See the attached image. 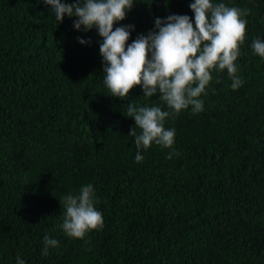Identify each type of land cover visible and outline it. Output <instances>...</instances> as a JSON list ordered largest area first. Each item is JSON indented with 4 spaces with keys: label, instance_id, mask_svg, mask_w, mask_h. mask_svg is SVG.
Instances as JSON below:
<instances>
[{
    "label": "trees",
    "instance_id": "16d2710c",
    "mask_svg": "<svg viewBox=\"0 0 264 264\" xmlns=\"http://www.w3.org/2000/svg\"><path fill=\"white\" fill-rule=\"evenodd\" d=\"M191 2L136 0L122 23L133 40L156 17L195 23ZM223 2L250 10L235 62L243 86L213 71L204 111L165 122L172 159L153 144L137 163L129 100L103 83L98 33L59 24L42 0H0V264H264V59L251 47L264 38V0ZM143 95L138 86L130 100L158 102ZM88 183L104 225L70 238L59 199ZM46 237L58 246L44 256Z\"/></svg>",
    "mask_w": 264,
    "mask_h": 264
},
{
    "label": "clouds",
    "instance_id": "9594fccd",
    "mask_svg": "<svg viewBox=\"0 0 264 264\" xmlns=\"http://www.w3.org/2000/svg\"><path fill=\"white\" fill-rule=\"evenodd\" d=\"M52 9L55 20L62 24L65 17L75 18L73 27L84 33L95 30L102 38L99 44L103 63V83L110 96L129 100L124 115L135 121L129 136L137 149L135 161L144 160L142 152L153 144L173 149L176 130L165 122L182 111L192 114L204 111V99L213 80L212 72L227 70L230 87L238 90L244 81L237 75L236 61L240 45L245 41L249 9L228 6L223 0H192L189 15L170 14L156 17L154 29L134 40L135 25L123 24L133 10L136 0H42ZM119 25V26H117ZM81 45L92 41L78 37ZM131 40V43L129 41ZM254 54L264 59V38H256L251 45ZM141 87L143 98L158 97V102L141 105L130 100V94ZM175 151L168 153L172 159ZM62 223L66 236L84 239L88 233L102 228L103 213L96 208V189L88 183L75 193L59 199ZM42 255L58 241L45 238ZM16 264H27L16 257Z\"/></svg>",
    "mask_w": 264,
    "mask_h": 264
}]
</instances>
